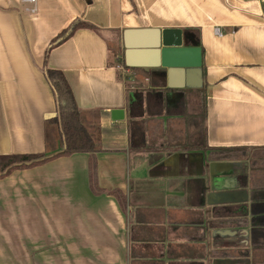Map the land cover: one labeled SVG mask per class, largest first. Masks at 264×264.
Wrapping results in <instances>:
<instances>
[{
  "label": "crops",
  "instance_id": "0c3cea01",
  "mask_svg": "<svg viewBox=\"0 0 264 264\" xmlns=\"http://www.w3.org/2000/svg\"><path fill=\"white\" fill-rule=\"evenodd\" d=\"M163 29L200 87H160ZM45 69L95 128L103 191L88 152L0 178V264H264V159L219 157L264 152V4L0 0V155L61 149Z\"/></svg>",
  "mask_w": 264,
  "mask_h": 264
},
{
  "label": "trees",
  "instance_id": "16d2710c",
  "mask_svg": "<svg viewBox=\"0 0 264 264\" xmlns=\"http://www.w3.org/2000/svg\"><path fill=\"white\" fill-rule=\"evenodd\" d=\"M85 26L90 25L79 20L72 22L50 42L45 51V56L48 55L53 47L69 38L76 29ZM45 77L53 90L55 99V114L49 121L57 127L61 149L51 156L43 154L0 155V178L9 175L14 170L38 166L59 156H67L76 152H88L90 155L88 161L90 187L94 192H102L103 190L97 184L94 153L100 148V140L98 135L96 136L94 133L95 128L91 127L84 119L82 111L79 109L63 73L60 70L45 69ZM220 152L219 157L227 159V157L239 156L244 151L223 150ZM113 193H116V197H120L117 192Z\"/></svg>",
  "mask_w": 264,
  "mask_h": 264
},
{
  "label": "water",
  "instance_id": "95a60500",
  "mask_svg": "<svg viewBox=\"0 0 264 264\" xmlns=\"http://www.w3.org/2000/svg\"><path fill=\"white\" fill-rule=\"evenodd\" d=\"M161 46L162 67L161 72L164 83L160 86L167 89V94L175 88L191 87L197 88L202 85V75L199 65L185 67L184 56L189 48L183 46L182 32L180 29H163L160 31L159 43ZM132 93L129 94L131 103ZM144 97H142V100ZM112 120L124 118L123 108H114L110 111Z\"/></svg>",
  "mask_w": 264,
  "mask_h": 264
},
{
  "label": "rangeland",
  "instance_id": "374dc122",
  "mask_svg": "<svg viewBox=\"0 0 264 264\" xmlns=\"http://www.w3.org/2000/svg\"><path fill=\"white\" fill-rule=\"evenodd\" d=\"M236 157H247V158H250L251 160H254L255 158L256 159H258V157L259 158H261V159H264V152H260V153H258V152H243L242 154H240L239 156H236Z\"/></svg>",
  "mask_w": 264,
  "mask_h": 264
},
{
  "label": "built area",
  "instance_id": "2783aa9c",
  "mask_svg": "<svg viewBox=\"0 0 264 264\" xmlns=\"http://www.w3.org/2000/svg\"><path fill=\"white\" fill-rule=\"evenodd\" d=\"M22 1H23V2L34 3L36 0H22ZM254 1H258V2H260L261 4H264V0H254ZM215 32H216L217 34H220L218 28H215Z\"/></svg>",
  "mask_w": 264,
  "mask_h": 264
}]
</instances>
